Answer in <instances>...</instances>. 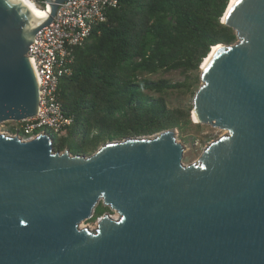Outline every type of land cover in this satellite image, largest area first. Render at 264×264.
Segmentation results:
<instances>
[{
    "label": "water",
    "instance_id": "water-1",
    "mask_svg": "<svg viewBox=\"0 0 264 264\" xmlns=\"http://www.w3.org/2000/svg\"><path fill=\"white\" fill-rule=\"evenodd\" d=\"M42 1L38 17L0 0V123L37 114L26 53L66 0ZM221 22L236 39L201 63L191 119L224 132L188 165L173 129L91 154L0 132V264H264V0H230ZM99 202L117 217L80 227Z\"/></svg>",
    "mask_w": 264,
    "mask_h": 264
},
{
    "label": "trees",
    "instance_id": "trees-1",
    "mask_svg": "<svg viewBox=\"0 0 264 264\" xmlns=\"http://www.w3.org/2000/svg\"><path fill=\"white\" fill-rule=\"evenodd\" d=\"M229 1L118 0L109 7L106 20L74 48L72 73L59 80V101L72 121L51 134L53 148L91 154L106 141L199 126L191 108L169 105L164 93L193 85L195 92L213 46L235 41L221 22ZM173 69L187 75L179 82L144 76ZM108 209L99 202L89 219Z\"/></svg>",
    "mask_w": 264,
    "mask_h": 264
},
{
    "label": "built area",
    "instance_id": "built-area-1",
    "mask_svg": "<svg viewBox=\"0 0 264 264\" xmlns=\"http://www.w3.org/2000/svg\"><path fill=\"white\" fill-rule=\"evenodd\" d=\"M37 1L45 11V3ZM117 4L118 0H66L57 5L51 24L36 32L26 53L39 86L37 114L20 121H4L10 125L0 132L31 139L44 132L57 134L71 123L59 101V80L72 73L74 48L85 43L92 30L106 20V10Z\"/></svg>",
    "mask_w": 264,
    "mask_h": 264
},
{
    "label": "rangeland",
    "instance_id": "rangeland-1",
    "mask_svg": "<svg viewBox=\"0 0 264 264\" xmlns=\"http://www.w3.org/2000/svg\"><path fill=\"white\" fill-rule=\"evenodd\" d=\"M35 4H38L37 0H33ZM39 7V6H38ZM187 75V73H183L180 70H167V71H159L155 74H144L145 77H148L150 79H158V78H165L170 80L171 82H179L184 79V77ZM190 75V74H188ZM200 84V81L197 83V85ZM194 89V85L192 87V90H178L173 89L167 91L165 94V98L169 105H180L183 108H191L192 106V97L194 95V92H192ZM146 93L150 95L156 96V94L152 92L145 91ZM193 121V120H192ZM196 123V122H193ZM10 125V122H3L0 123V130H6ZM174 130V136L177 142H179L182 145L183 148V155H182V162L185 165H188L192 163L193 161H196L198 157L200 156L202 150L205 148V146L218 136H220L224 131L210 126L206 124H199V126L192 124L186 128L183 129H177L173 128ZM158 133V132H157ZM155 133V134H157ZM153 135V134H152ZM149 135V136H152ZM105 212H111L112 215L116 213L110 211L109 209ZM104 212V213H105ZM96 220L87 219L82 221L80 224H84L85 227H89L92 230L96 228ZM79 224V225H80ZM84 227V226H83Z\"/></svg>",
    "mask_w": 264,
    "mask_h": 264
},
{
    "label": "bare ground",
    "instance_id": "bare-ground-1",
    "mask_svg": "<svg viewBox=\"0 0 264 264\" xmlns=\"http://www.w3.org/2000/svg\"><path fill=\"white\" fill-rule=\"evenodd\" d=\"M22 3L25 5V7H27L28 11L31 13V14H34L38 17H42V16H45L47 15V11L48 9L45 8V11H43L40 7H38L35 2H33V0H21ZM233 1V0H231ZM219 45H215L213 46L212 50H215ZM207 58H205V61H206ZM194 118V117H193ZM195 121V120H194ZM114 218L117 217L114 215H112ZM85 226L83 223L80 224V227H83Z\"/></svg>",
    "mask_w": 264,
    "mask_h": 264
}]
</instances>
